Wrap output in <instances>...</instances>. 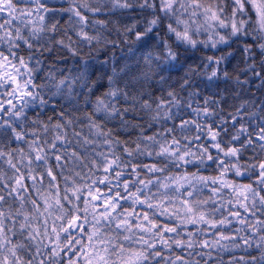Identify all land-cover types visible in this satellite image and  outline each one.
Listing matches in <instances>:
<instances>
[{
	"label": "clouds",
	"instance_id": "obj_1",
	"mask_svg": "<svg viewBox=\"0 0 264 264\" xmlns=\"http://www.w3.org/2000/svg\"><path fill=\"white\" fill-rule=\"evenodd\" d=\"M0 264H264V0H0Z\"/></svg>",
	"mask_w": 264,
	"mask_h": 264
}]
</instances>
